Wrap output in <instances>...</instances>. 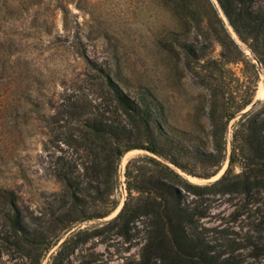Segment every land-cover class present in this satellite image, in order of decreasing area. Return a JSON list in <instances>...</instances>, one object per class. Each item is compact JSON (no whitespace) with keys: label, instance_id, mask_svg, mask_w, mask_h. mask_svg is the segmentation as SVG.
Returning <instances> with one entry per match:
<instances>
[{"label":"rangeland","instance_id":"374dc122","mask_svg":"<svg viewBox=\"0 0 264 264\" xmlns=\"http://www.w3.org/2000/svg\"><path fill=\"white\" fill-rule=\"evenodd\" d=\"M207 1L211 7L206 0H190L193 4L187 7L179 0H0V264L32 262L12 245L13 238L7 240L2 189L15 193L17 206L28 219L48 213L53 196L62 190V183L51 174L52 166L58 157H73L79 164L86 158L85 152L78 158L64 141L84 133V121L109 96V81L129 97L150 103L157 125L179 143L175 156L197 175L210 174L217 166L204 164L196 148L184 141L193 138L201 151H210L211 131H221L225 160L217 175L183 176L206 185L224 173L242 115L238 113L224 132L222 104L229 107L230 97L242 100L253 73L246 62L256 66L257 91L263 97L264 64L230 26L218 1ZM214 12L241 52V61L219 64L217 69L208 67L223 52L214 34L221 26ZM186 45L196 50L197 58L186 53ZM213 99L218 101L214 118ZM71 103L79 106L73 118L65 112ZM108 117L116 114L110 112ZM138 135L136 141L146 145L144 135ZM128 152L118 164L112 202L91 203L86 216L105 211L114 201L118 207L125 202L126 165L153 156L139 149ZM114 212L73 224L40 264H50L57 247L76 233L78 241L90 238L77 246L69 257L72 262L94 254L96 264H137L143 227L136 224L126 240L115 227H104ZM263 213L262 195L211 196L201 225L216 237L226 236L232 243L226 255L236 264H264Z\"/></svg>","mask_w":264,"mask_h":264},{"label":"trees","instance_id":"16d2710c","mask_svg":"<svg viewBox=\"0 0 264 264\" xmlns=\"http://www.w3.org/2000/svg\"><path fill=\"white\" fill-rule=\"evenodd\" d=\"M179 1L185 7L193 4L190 0ZM217 1L230 26L242 41L249 42L251 50L264 64V4L259 5L256 0ZM214 16L221 25L215 12ZM214 30L223 52L220 59L210 61L208 67L217 69L219 64L241 61L238 46L223 26ZM184 49L188 55L197 58L191 45ZM246 65L253 69V73L242 100L230 97L229 107L222 104L220 117L224 120V132L228 123L252 103L258 90L260 80L256 66L249 62ZM107 87L109 96L97 106L96 113L84 121V133L79 131V136H70L64 141L78 158L82 152L86 158L79 164L73 157H58L52 166L51 174L62 183V190L53 196L48 213L28 219L18 208L15 193L2 189L6 210L1 214L8 228L7 240L13 238L12 245L32 260L30 264H40L45 254L57 245L61 234L73 224L103 219L117 209L118 203L114 201L101 213L86 216L85 211L91 203L112 202L109 199L116 186L120 159L126 152L139 149L153 156L144 155L126 165V200L119 213L104 227H115L116 234L128 240L136 224L142 225L144 244L137 264H236L226 255L232 243L221 233L219 237L214 236L211 229L201 225V221L208 215L211 196L264 197V100L258 108L238 120L224 173L212 183L197 185L183 175L203 179L217 175L225 160L221 131H211L213 149L210 151H201L193 138L184 141L196 148L195 154L204 164L217 166L210 174L197 175L175 156L174 152L180 151L179 143L157 125L150 103L129 97L111 81ZM217 104L218 101L213 99L212 118L217 113ZM78 107L76 103L66 106L69 118L78 116ZM110 112L115 113L116 118L108 117ZM140 132L146 145L136 141ZM235 167H239L238 173L234 172ZM79 236L80 233H76L66 238L57 247L50 264H96L98 258L94 254L82 257L78 263L69 259L77 246L90 238L78 241Z\"/></svg>","mask_w":264,"mask_h":264},{"label":"water","instance_id":"95a60500","mask_svg":"<svg viewBox=\"0 0 264 264\" xmlns=\"http://www.w3.org/2000/svg\"><path fill=\"white\" fill-rule=\"evenodd\" d=\"M258 92V91H257ZM257 92H256V95H255V97H254V99H253V101H252V103L248 106V107H246V109L245 110H243L240 114H239V116L240 115H243V114H246L248 111H250V110H252L253 108H255L257 105H258V103L259 102H261V101H263L264 100V96L262 97V98H260L258 95H257ZM131 152H127L126 154H125V156H123V158H125L127 155H129ZM123 158H122V160H121V165L123 164ZM223 173H221L215 180H217L218 178H220V176L222 175ZM123 204H124V202L117 208V210L114 212V215H113V217L114 216H116L118 213H119V211L121 210V208H122V206H123Z\"/></svg>","mask_w":264,"mask_h":264},{"label":"bare ground","instance_id":"6f19581e","mask_svg":"<svg viewBox=\"0 0 264 264\" xmlns=\"http://www.w3.org/2000/svg\"><path fill=\"white\" fill-rule=\"evenodd\" d=\"M263 86H264V82L263 83H261ZM263 89V88H262ZM264 90V89H263ZM257 95H258V92H257ZM259 96V95H258ZM260 98H262V97H260ZM123 162V161H122Z\"/></svg>","mask_w":264,"mask_h":264}]
</instances>
